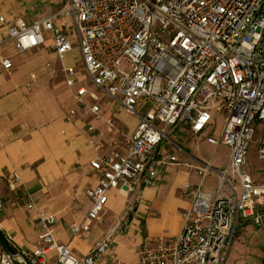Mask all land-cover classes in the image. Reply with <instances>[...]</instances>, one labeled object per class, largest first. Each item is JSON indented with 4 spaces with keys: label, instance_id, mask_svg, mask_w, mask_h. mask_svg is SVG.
Masks as SVG:
<instances>
[{
    "label": "built area",
    "instance_id": "obj_1",
    "mask_svg": "<svg viewBox=\"0 0 264 264\" xmlns=\"http://www.w3.org/2000/svg\"><path fill=\"white\" fill-rule=\"evenodd\" d=\"M0 21L7 25L0 56L8 39L21 53L50 40L60 60L78 46L82 78L76 65L64 73L68 86H78L76 99H90L84 112L100 119L101 95L138 118L132 132L109 118L111 149L90 161L96 183L86 190V215L70 225L73 237H83L103 219L112 191L126 202L99 241L77 255L55 239L56 216L40 211L35 247L12 255L0 242V264H98L130 228L144 188L179 162L162 147L176 145L179 125L212 145L227 146L229 154L221 167L193 164L201 182L180 191L190 199L181 232L146 236L139 264H224L239 223L264 228V182L254 179L248 163L257 123L264 121V0H59L56 10L34 21ZM0 60L12 69L10 58ZM84 78L96 91L78 85ZM214 110L223 117L218 138L209 134ZM86 131L95 144L97 127L88 123ZM258 156L264 160V130ZM208 176L215 178L214 191L203 189ZM18 179L17 173L9 177L11 188Z\"/></svg>",
    "mask_w": 264,
    "mask_h": 264
},
{
    "label": "crops",
    "instance_id": "obj_2",
    "mask_svg": "<svg viewBox=\"0 0 264 264\" xmlns=\"http://www.w3.org/2000/svg\"><path fill=\"white\" fill-rule=\"evenodd\" d=\"M58 2L0 0V17L6 22L18 18L34 21L56 10ZM0 35H7V25L1 21ZM50 44L48 40L32 50L45 52L47 49L50 57L56 59ZM73 51L63 59V71L64 67L73 66L67 63ZM14 53L21 52L15 50L12 40H6L0 57L10 58L13 67L4 69L0 60V230L17 251L32 250L39 232L38 213L48 211L57 218L53 226L55 239L68 244L77 255H84L123 213L126 205L124 197L112 191L103 219L95 221L92 230L83 237H73L70 225L86 215L90 206L86 190L96 183L90 161L111 149L109 118H114L130 132L136 128L138 118L127 114L105 96H100V119H94L83 109L74 110L59 98L64 89L65 96L70 95L71 86L66 80V86L60 87L59 83L51 81V73L38 77L34 72L29 79H24L20 75L22 64ZM45 65L50 67L51 62ZM78 74L82 78L83 72L78 71ZM88 123L97 127L95 144L89 142ZM173 139L177 146L163 144L162 147L174 153L179 162L169 165L154 186L144 188L130 228L115 238L98 264H139V249L146 236L169 238L181 232L182 212L189 208L190 199L183 197L180 191L201 182L193 164L213 165L215 157L205 152V148L212 145L205 135L197 138L187 126L179 125ZM14 173L19 179L11 188L8 179ZM211 177L205 179L204 185ZM29 204L34 207L29 208Z\"/></svg>",
    "mask_w": 264,
    "mask_h": 264
},
{
    "label": "rangeland",
    "instance_id": "obj_3",
    "mask_svg": "<svg viewBox=\"0 0 264 264\" xmlns=\"http://www.w3.org/2000/svg\"><path fill=\"white\" fill-rule=\"evenodd\" d=\"M46 50L47 49H45V52L31 50L19 54L14 53L13 55H15V59L20 64H22L20 75L24 79H29L31 77V72H34L38 77H40V75L51 73V81H54L56 85H58L59 83L58 86L60 87L64 86L65 73L62 69V66H64L65 62L57 58H51ZM80 57V49L78 46H76L72 55L68 57L67 63L76 65V70L83 72L81 63L79 62ZM47 61L51 62L50 67H47L45 65ZM83 85L87 86L89 91H96L95 87L91 86L89 80H86ZM69 90V96H65V94L67 93L66 89H64L63 92L60 93L61 97L59 98H61L64 104L69 105L73 107L74 110L79 111V109L82 110L86 104L90 103V99L88 101L86 97L83 98L82 101L77 100L75 98L76 89L74 87H70ZM222 126L223 117L219 111L214 110L212 125L211 129H209V132L218 138L221 133ZM263 130L264 121H259L257 123L256 133L251 142L248 155L249 168L254 179L257 182H264V160L260 159L258 156V147L261 136L263 134ZM205 143L207 144V142ZM209 147L205 148V152L208 156L213 155L215 157L213 165L216 167H221L222 165H224L225 160L227 159L229 154V148L224 145H211ZM203 189L214 191L215 179H213V177L208 178ZM117 201L119 202V199H117ZM224 264H264V228L254 227L249 222L239 223Z\"/></svg>",
    "mask_w": 264,
    "mask_h": 264
},
{
    "label": "water",
    "instance_id": "obj_4",
    "mask_svg": "<svg viewBox=\"0 0 264 264\" xmlns=\"http://www.w3.org/2000/svg\"><path fill=\"white\" fill-rule=\"evenodd\" d=\"M0 242L3 247L12 255L16 254V248L10 243L8 237L0 230Z\"/></svg>",
    "mask_w": 264,
    "mask_h": 264
}]
</instances>
